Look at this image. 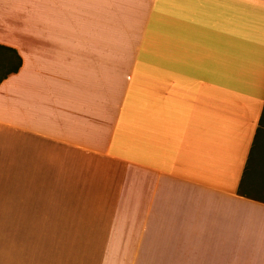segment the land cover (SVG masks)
<instances>
[{
    "label": "crops",
    "instance_id": "1",
    "mask_svg": "<svg viewBox=\"0 0 264 264\" xmlns=\"http://www.w3.org/2000/svg\"><path fill=\"white\" fill-rule=\"evenodd\" d=\"M0 45L4 235L264 264V0H0Z\"/></svg>",
    "mask_w": 264,
    "mask_h": 264
},
{
    "label": "rangeland",
    "instance_id": "2",
    "mask_svg": "<svg viewBox=\"0 0 264 264\" xmlns=\"http://www.w3.org/2000/svg\"><path fill=\"white\" fill-rule=\"evenodd\" d=\"M0 200L2 201V191H0ZM20 230L19 227L17 231ZM14 231V230H12ZM14 233V232H12ZM6 234L4 235V221H3V212L2 205L0 204V249L4 248V255L0 257V260L3 261L8 258L15 260L17 257V252L12 251L13 249L19 250L22 245L28 246V260L29 261H40L43 264H86L85 255L83 254H73V253H64L61 250H58L57 246L61 244L63 239H53L50 236L47 237H21L16 234ZM47 235V233H46ZM7 246L11 247L10 251L7 249ZM56 246V247H54ZM16 255V257H15Z\"/></svg>",
    "mask_w": 264,
    "mask_h": 264
},
{
    "label": "trees",
    "instance_id": "3",
    "mask_svg": "<svg viewBox=\"0 0 264 264\" xmlns=\"http://www.w3.org/2000/svg\"><path fill=\"white\" fill-rule=\"evenodd\" d=\"M0 48L1 49H8L10 51H13V53H15L14 50H12L10 48H7V47H4L2 45H0ZM15 56L18 58L17 62H13V63L11 62L10 63V60H8L9 62H7V64H5L3 62L0 63V68H3V70H4V72L0 75V82L8 74L14 73V72H16L18 70V68L20 66V59H19V57L16 54H15ZM262 126L264 127V109H263V113H262L261 120H260V123H259V129Z\"/></svg>",
    "mask_w": 264,
    "mask_h": 264
}]
</instances>
